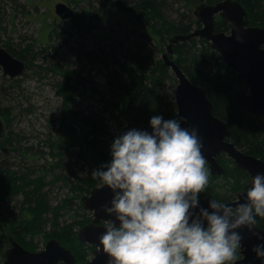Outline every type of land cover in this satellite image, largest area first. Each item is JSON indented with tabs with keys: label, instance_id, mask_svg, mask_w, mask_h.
<instances>
[{
	"label": "trees",
	"instance_id": "1",
	"mask_svg": "<svg viewBox=\"0 0 264 264\" xmlns=\"http://www.w3.org/2000/svg\"><path fill=\"white\" fill-rule=\"evenodd\" d=\"M168 1L115 0L113 3L126 11L128 28L131 31L137 30L133 34L135 50L127 49L123 61L114 53L95 59L108 69L109 93L118 91L128 96L129 101L123 114L127 120L146 123L153 116L166 117L176 112L174 90L166 86L169 80L176 81L174 74L163 64L162 56L160 59L156 55L166 50L172 35L188 33L199 27L200 22L192 11L193 6L180 11ZM194 1L211 3L218 0ZM238 1L248 12L250 24L264 26V0ZM107 2L105 0L100 4V9ZM81 22L74 21L73 26L81 27ZM229 28L230 24L217 14L215 29L228 31ZM50 31L54 29L50 28ZM4 47L15 57L26 59L25 54L29 53L31 44H26L20 50H14L9 43L4 44ZM170 56L194 84L206 88L214 104V114L226 121L230 128L229 140L244 152L264 160V117L257 118L252 114L246 86L218 58L210 42L202 37L176 42ZM64 78L65 86L61 88L63 105L58 116V130H62L63 136L56 140L54 147L49 144L55 160L47 167L40 166L38 173L34 169H13L10 163L0 160V206L6 204L0 210V264L8 247L6 233L12 234L29 250L39 249L36 239L41 237L46 242L55 237L71 249L77 261H86L91 254L92 247L81 243L77 237L76 228L89 220L86 213L78 212L83 208L82 203L73 206L72 197L66 196L54 205L49 198L48 186L61 181L78 198L83 192L99 185L100 181L93 179L91 173L111 161L110 146L116 138L108 120L112 119L118 128L123 123L117 101H105L100 94L102 113L76 110L73 102L76 101L78 89L84 90L87 84L69 75ZM91 91L98 93L94 86ZM0 93H6V89L0 87ZM0 113L5 112L0 110ZM105 113H108L107 117ZM7 142L12 144V139L9 138ZM70 147L76 150H68ZM66 155L74 156L78 163L84 161L87 171L75 170L72 158L68 156L69 159H66ZM219 162L225 168V173H210L209 186L199 196L208 195L219 201L227 200L234 197L236 190L247 187L249 178L244 171L235 167L225 155L220 156ZM67 215L70 218H66ZM257 221V225L264 227V219L257 217Z\"/></svg>",
	"mask_w": 264,
	"mask_h": 264
},
{
	"label": "clouds",
	"instance_id": "2",
	"mask_svg": "<svg viewBox=\"0 0 264 264\" xmlns=\"http://www.w3.org/2000/svg\"><path fill=\"white\" fill-rule=\"evenodd\" d=\"M149 124L151 133L131 129L117 136L111 161L91 173L99 189L113 192L101 206L114 219H104L98 251L107 255V264H233L241 259V237L233 230L251 229L257 217L264 219V173L252 176L251 186L241 192L245 203L211 199L212 211L200 208L190 220V209L199 207V194L209 186L202 141L195 128H182L175 119L157 115ZM253 251L264 257L261 245Z\"/></svg>",
	"mask_w": 264,
	"mask_h": 264
},
{
	"label": "rangeland",
	"instance_id": "3",
	"mask_svg": "<svg viewBox=\"0 0 264 264\" xmlns=\"http://www.w3.org/2000/svg\"><path fill=\"white\" fill-rule=\"evenodd\" d=\"M59 1L73 7L74 16L78 15L75 20L74 16L67 19L57 17L54 4ZM104 1L0 0V46L4 47V44L9 43L14 50H20L26 44H31L29 53L25 54L26 59H22L27 64L22 74L10 78L3 73L0 66V87L6 89V93H0V110L5 112L0 115L6 123V134L0 138V160L10 163L11 168L21 171L34 169L38 173L40 166L47 167L55 160L50 153L49 144L54 147L56 140L63 136L62 130H58V116L63 105L61 88L65 86L66 75L87 84L84 90L78 89L76 101L73 102L76 110L83 113H102V103L98 96L100 94L105 101H117L123 123L120 127L127 123L128 120L123 114L129 98L123 92L109 93L108 69L95 58L114 53L123 61L127 49L135 50L133 34L137 30L131 31L128 28L127 13L113 4L115 0H108L100 9V4ZM169 1L173 8L180 11L190 5L194 11L201 3L194 0ZM79 20H82V26H73L74 21ZM50 28L54 31L51 32ZM140 30L141 28L138 32ZM163 52L156 57L161 59ZM175 80H169L166 86L175 90L176 77ZM92 86L98 93L91 91ZM108 122L117 137L120 127L115 126L112 119ZM9 138L12 139V144L7 142ZM68 150L76 149L70 147ZM54 151L56 150L52 152ZM68 156L65 158H72L75 170L87 171L84 161L78 163L74 156ZM48 190L54 205L67 196L72 197V205L77 206L79 202L82 203V196L88 193L83 192L75 198V193L61 181L49 185ZM5 206L1 205L0 210ZM78 212L86 213L89 219L92 216L84 207ZM66 218L70 217L67 215ZM36 242L39 249L45 246L41 237ZM92 254L91 251L90 255Z\"/></svg>",
	"mask_w": 264,
	"mask_h": 264
},
{
	"label": "water",
	"instance_id": "4",
	"mask_svg": "<svg viewBox=\"0 0 264 264\" xmlns=\"http://www.w3.org/2000/svg\"><path fill=\"white\" fill-rule=\"evenodd\" d=\"M54 13L60 19L73 17L75 10L65 2L59 1L54 4ZM199 20L200 26L188 33H176L169 38L166 50L162 53L163 64L169 67L177 79L174 90L176 112L171 116H161L163 120L175 119L182 128L196 129L203 147L202 154L209 164V170L215 175H223L225 168L218 163L216 157L224 152L232 159L235 166L244 170L250 176L256 173H264V160L244 152L234 142L229 140L230 128L226 121L214 114V104L207 94L205 87L194 84L178 64L171 58L173 45L183 42L192 37H202L210 42V47L217 53L218 58L231 68L238 79H241L248 90L251 100V112L257 118L264 117V26L250 24L248 12L238 0H218L216 2H202L193 11ZM219 14L222 19L230 24L228 31L215 29V16ZM240 40H237V37ZM0 66L4 74L15 78L22 74L26 68L24 60L15 57L6 48L0 46ZM184 119L181 120L180 118ZM152 132L149 122L127 123L118 129L117 135H122L128 130ZM6 134V123L0 115V138ZM251 186V185H250ZM230 204L246 200L241 194ZM113 192L107 186L92 187L87 194L83 195V207L92 213L91 220L80 226L77 237L81 243L94 245L96 248L93 255L86 261H77L74 253L63 245L58 238L48 239L45 246L39 250H29L22 246L12 234L6 233L8 247L3 253L1 264H107L108 257L98 251V236L103 233L104 219H114L101 211V206L108 204ZM210 197H199V207L190 209L192 218L198 216L200 208L208 209ZM118 223V222H117ZM203 223H207L203 221ZM240 237L241 259L233 264H264V257H257L253 251L256 245H261L264 251V229L241 226L234 229Z\"/></svg>",
	"mask_w": 264,
	"mask_h": 264
},
{
	"label": "flooded vegetation",
	"instance_id": "5",
	"mask_svg": "<svg viewBox=\"0 0 264 264\" xmlns=\"http://www.w3.org/2000/svg\"><path fill=\"white\" fill-rule=\"evenodd\" d=\"M1 138H3V137H1ZM221 155H225V156H227L226 155V153H224V152H222V153H220V154H218L217 155V157H216V159H217V161H218V163H220L219 162V158H220V156ZM227 158H229L228 156H227ZM230 160H231V162L233 163V161H232V159L231 158H229ZM221 164V163H220ZM222 165V164H221ZM233 165L235 166V164L233 163ZM223 166V165H222ZM206 167L209 169V164H208V162H207V164H206ZM236 167V166H235ZM239 169V168H238ZM241 170V169H240ZM242 171H244V170H242ZM209 172H210V170H209ZM247 175H248V173L246 172V171H244ZM211 173V172H210ZM211 174H213V173H211ZM248 178H249V181H248V183H249V185H247V187L246 188H248V187H250V185H251V183H250V181H251V179H250V176L248 175ZM245 188V189H246ZM245 189H238V190H236L235 191V195H234V197H232V198H229V199H227V200H220L221 202H224V203H228V202H232L233 200H235L236 198H237V196H236V194L238 193V192H240V191H244ZM199 197H210L211 199H214L213 197H211V196H208V195H202V196H199ZM91 220V218L87 221V222H85L84 224H86V223H88L89 221ZM104 222H98V224H103ZM83 224V225H84ZM205 225H206V223H204ZM256 227H258V228H262V229H264V227H262V226H259V225H257ZM79 229V228H78ZM46 243V242H45ZM85 244H87V243H85ZM8 245H9V243H8ZM87 245H90L91 247H92V253H93V251L95 250V246L94 245H91V244H87ZM23 246V245H22ZM37 250H39V249H37ZM239 254H240V256H242V254L240 253V248H239ZM93 255V254H92ZM92 255H90L89 257H88V259H90L91 257H92ZM87 259V260H88Z\"/></svg>",
	"mask_w": 264,
	"mask_h": 264
},
{
	"label": "bare ground",
	"instance_id": "6",
	"mask_svg": "<svg viewBox=\"0 0 264 264\" xmlns=\"http://www.w3.org/2000/svg\"><path fill=\"white\" fill-rule=\"evenodd\" d=\"M66 67V66H65ZM239 148V147H238Z\"/></svg>",
	"mask_w": 264,
	"mask_h": 264
}]
</instances>
